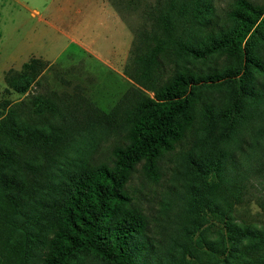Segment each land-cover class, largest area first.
Returning <instances> with one entry per match:
<instances>
[{"label": "trees", "instance_id": "1", "mask_svg": "<svg viewBox=\"0 0 264 264\" xmlns=\"http://www.w3.org/2000/svg\"><path fill=\"white\" fill-rule=\"evenodd\" d=\"M192 2L167 0L164 11L158 5L151 17V28L135 33L133 64L124 73L152 95L138 90L125 112L124 134L105 159L88 161L67 179L68 193L44 225L32 221L31 211L46 202L40 193L58 176L67 148L60 139L68 131L58 126L60 108L52 97L28 92L46 60L32 57L9 74V87L28 97L0 118V253L15 254L11 240L25 235L38 244L41 264H83L85 250L110 264H264V219L236 223L230 206L203 196L202 205L216 219L212 236L202 235L194 252L184 243L180 250L164 249L129 190L140 164L148 179L158 180L166 153L198 132L211 140L229 138L264 102V2L233 0L220 26L212 24L211 6ZM214 55L223 62L202 72L198 61ZM219 79L226 80L227 94L211 99L203 85ZM117 119L111 118L113 127ZM86 120L104 125L110 118ZM209 168L204 175L215 172Z\"/></svg>", "mask_w": 264, "mask_h": 264}, {"label": "rangeland", "instance_id": "2", "mask_svg": "<svg viewBox=\"0 0 264 264\" xmlns=\"http://www.w3.org/2000/svg\"><path fill=\"white\" fill-rule=\"evenodd\" d=\"M166 1L0 0V118L10 107L26 100L28 92L42 94L58 104V126L68 131L60 139L62 148L65 145L67 148L57 162L58 176L40 193L46 204H36L31 211L34 223L44 225L53 205L68 193L67 179L82 165L109 155L127 128L125 112L138 90L152 95L125 74L124 68L127 65L130 70L133 64L135 33L143 26L151 28V17L157 13L158 5L164 11ZM186 1L194 4L192 0ZM197 1L204 7L211 6L212 24L218 26L233 3V0ZM114 11L122 20V31L113 20ZM210 15L211 12L206 17ZM79 35L83 38L79 39ZM204 35L203 30L197 39ZM121 42L119 57L125 52L124 58L109 61L108 51L117 49ZM32 57L42 58L47 64L29 91L20 94L9 87L6 78L11 72L20 71ZM221 57L199 60L197 66L206 73L223 62ZM223 80L203 85L209 98L220 100L226 96L228 87ZM89 115L110 120L98 125L86 120ZM117 117V126L113 127L111 118ZM160 166L158 180H150L140 164L129 183L130 192L138 197L136 203L150 216L151 236L157 246L180 250L178 244L184 243L194 252L202 235L212 236L216 219L202 205L203 196L224 208L226 204L230 206L236 223L260 224L264 219V102L229 138L211 140L198 132L189 143L166 153ZM208 167L215 172L204 175ZM30 227L33 232L34 225ZM29 238L25 235L13 238L10 244L18 251L13 255L0 253V264H41L40 248ZM81 257L83 264H110L88 250L81 252Z\"/></svg>", "mask_w": 264, "mask_h": 264}, {"label": "crops", "instance_id": "3", "mask_svg": "<svg viewBox=\"0 0 264 264\" xmlns=\"http://www.w3.org/2000/svg\"><path fill=\"white\" fill-rule=\"evenodd\" d=\"M112 15V17H113V20L115 21V23L116 24H119L118 26V30H120L121 29V31L123 30V23H122V20L119 18V16L115 13V11L113 12V14H111ZM123 34L124 33H122L121 34V36L123 37ZM78 38L79 39H82L81 38V36L79 35L78 36ZM122 45H123V42H121V46H117V49L114 47L112 50H109L108 52H109V61H111V62H113V61H115L114 59L115 58H120L119 57V55H120V49L122 48ZM126 54L128 55V53H129V46H128V44H127V47H126ZM126 55V56H127ZM124 56H125V52H123V54H122V56H121V58L123 59L124 58ZM99 57H101L100 55H99ZM102 58V57H101ZM121 58H120V60H121ZM127 59H128V57H127Z\"/></svg>", "mask_w": 264, "mask_h": 264}]
</instances>
